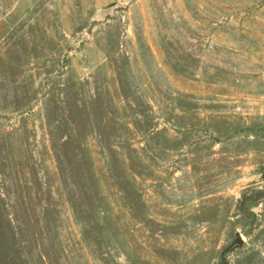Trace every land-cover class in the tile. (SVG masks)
<instances>
[{
    "label": "rangeland",
    "instance_id": "374dc122",
    "mask_svg": "<svg viewBox=\"0 0 264 264\" xmlns=\"http://www.w3.org/2000/svg\"><path fill=\"white\" fill-rule=\"evenodd\" d=\"M262 187L264 0H0V264H264Z\"/></svg>",
    "mask_w": 264,
    "mask_h": 264
},
{
    "label": "trees",
    "instance_id": "16d2710c",
    "mask_svg": "<svg viewBox=\"0 0 264 264\" xmlns=\"http://www.w3.org/2000/svg\"><path fill=\"white\" fill-rule=\"evenodd\" d=\"M261 198H264V187L257 189H248L244 191L239 201L240 211L242 213L246 212L245 214H247L249 217V215H251L252 212L250 210L248 211L247 204L255 202ZM230 248H231L230 244L224 247V249L221 251V259L218 264H227L225 254L230 250Z\"/></svg>",
    "mask_w": 264,
    "mask_h": 264
},
{
    "label": "water",
    "instance_id": "95a60500",
    "mask_svg": "<svg viewBox=\"0 0 264 264\" xmlns=\"http://www.w3.org/2000/svg\"><path fill=\"white\" fill-rule=\"evenodd\" d=\"M242 238L240 237V236H237L236 238H235V242H237L238 244H242Z\"/></svg>",
    "mask_w": 264,
    "mask_h": 264
}]
</instances>
